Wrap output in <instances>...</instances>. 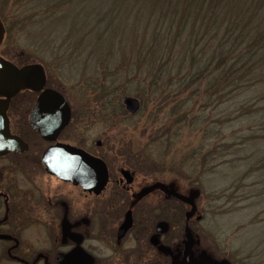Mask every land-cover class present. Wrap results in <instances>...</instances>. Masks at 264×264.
Instances as JSON below:
<instances>
[{"label":"rangeland","instance_id":"obj_1","mask_svg":"<svg viewBox=\"0 0 264 264\" xmlns=\"http://www.w3.org/2000/svg\"><path fill=\"white\" fill-rule=\"evenodd\" d=\"M24 2L0 0V9L5 14L2 18L5 36L0 53L18 63L39 61L44 65L47 84L60 89L72 107L71 122L61 137L87 146L93 152L105 153L110 161L111 174H119L120 167L130 168L135 176L136 191L143 185H162L143 197L129 194V199L125 193L111 187L104 198L96 199L78 188H58L61 186L56 178L49 176L41 163L42 194L55 203L56 194L65 193L75 213L81 215L79 220L81 217L86 222L81 230L83 235L90 231L89 222L114 221L99 217L85 220L83 217V211L105 200L109 192V206L122 207L123 210L149 203L159 207L166 204L167 199L172 206L174 222L179 225L190 223L195 237L188 255L190 261H187L183 256L185 246L182 243L186 236L183 229L178 231L174 225L178 248L174 251L175 264H264V138L234 142L243 136L248 137L255 129L263 134L264 128L259 129L261 124L249 128L254 124L252 115L251 118L246 115L233 119L223 126L225 142L219 140L218 117L223 108H232L231 101H228L217 107L209 105L198 109V113H204L213 127L211 136L189 132L182 121L172 144H156L151 139L158 134L159 127H164L172 119L171 115L165 116L167 107L157 115L153 98L145 101L138 97L139 108L129 113L122 98L124 95L136 96L131 92L133 86L125 93H108V99L101 97V93H97L90 84L95 78L93 71L97 65L94 57L89 56L92 47L78 42L80 34H83L41 33L44 31L42 26L48 21H41V10L33 9L35 4L25 5ZM255 99L253 89L239 97L247 104ZM256 103L264 106V100ZM199 104L200 101L197 106ZM97 139L102 141L101 145H96ZM214 142L216 147L212 146ZM228 144L231 146L227 147ZM44 145L41 139V152ZM161 157L166 160L160 161ZM163 186L174 192L173 198ZM42 205L41 217L45 215L48 226L54 212ZM188 211L189 215L186 214ZM179 225L182 228L183 225ZM49 237L48 232L41 228V239Z\"/></svg>","mask_w":264,"mask_h":264},{"label":"trees","instance_id":"obj_2","mask_svg":"<svg viewBox=\"0 0 264 264\" xmlns=\"http://www.w3.org/2000/svg\"><path fill=\"white\" fill-rule=\"evenodd\" d=\"M24 3L35 4L33 9L41 10V21H48L41 33L83 34L78 42L92 47L89 56L97 66L90 84L101 97L108 99V93H125L133 86L131 92L140 99L155 100L157 115L167 107L165 116L172 119L152 137L156 144H172L182 121L189 132L211 136L213 127L198 109L228 101L232 108L222 107L218 117L219 140L225 142L224 124L242 116L252 115L254 124L249 128L257 124L264 128V106L256 105L264 100V0ZM0 15L5 16L2 9ZM250 89L256 99L249 104L239 100ZM253 113L259 116L253 117ZM257 131L234 142L264 138V133ZM212 146L217 145L214 142Z\"/></svg>","mask_w":264,"mask_h":264},{"label":"flooded vegetation","instance_id":"obj_3","mask_svg":"<svg viewBox=\"0 0 264 264\" xmlns=\"http://www.w3.org/2000/svg\"><path fill=\"white\" fill-rule=\"evenodd\" d=\"M12 61L18 66L32 62ZM45 75L43 88L49 86L63 94L60 89L47 84L46 70ZM40 92L41 89L21 88L8 100H6L7 97L0 95V114H5L10 136L15 135L17 138L10 137L0 151V264H175L174 251L178 248L175 244L174 225L178 231L179 228L184 231L186 239L182 242L185 246L183 256L190 261L188 255L195 240L192 225L184 222L180 224L183 225L182 228L178 227L179 223L174 222L172 206L167 199L166 204H160L159 207L147 203L148 205H139L140 207L133 205L123 210L122 207L109 206V192L107 195L109 197L105 200L83 211V217L85 220L99 217L111 218L114 221L110 223L97 221L94 224L89 222L87 226L90 231L83 235L81 230L86 222L84 223L81 217L79 220L81 215L75 213L76 210L70 204L69 197L65 193L58 192L54 203L42 194L41 163L44 171L56 178L57 184L61 186L58 188L64 187L70 190L78 188L96 199L104 198L106 191L111 187L119 190L121 194L125 193L129 199L130 195L143 197L152 192L155 187L162 185L159 183L143 185L136 191L135 176L130 168L120 167L119 174H111L110 161L105 153H96L89 150L87 146L64 140L61 135L72 119L70 103V120L61 129L56 139L48 140L42 137L29 120ZM1 116L0 125L3 129L4 117L1 118ZM41 139L45 143L42 152ZM20 140L25 142L26 146H23ZM55 141L80 146L104 160L108 178L98 193L84 190L79 184L47 172L41 156L47 146ZM101 142L100 139L95 141L96 145H101ZM122 169H127L129 174L125 176ZM165 191L170 193L169 197L173 198L172 190L165 189ZM42 203L43 207L52 209V213L54 212L53 215L51 214L52 220L48 221V226L45 215L41 217ZM42 213L46 214L43 211ZM186 214L189 215L190 212ZM126 215L130 221L125 223V228L120 231L119 228ZM197 217L201 216L198 214ZM118 218L120 220L115 222ZM56 219L59 220L58 223L55 222ZM41 228L48 232L49 239H41Z\"/></svg>","mask_w":264,"mask_h":264},{"label":"water","instance_id":"obj_4","mask_svg":"<svg viewBox=\"0 0 264 264\" xmlns=\"http://www.w3.org/2000/svg\"><path fill=\"white\" fill-rule=\"evenodd\" d=\"M4 33V26L0 17V42ZM45 70L41 63L31 62L17 66L12 61L0 55V95L6 100L21 88L41 89L30 114V123L37 129L41 136L48 140H55L61 129L68 123L71 115L69 103L57 90L49 87L43 88L45 84ZM122 102L126 109L134 112L139 108L140 101L134 95H124ZM2 115V116H1ZM4 127L0 125V151L8 142L11 135L6 124L5 114ZM9 136L8 138H6ZM17 139V138H16ZM23 146L25 142L20 140ZM47 172L55 174L61 179L69 180L79 184L84 190L98 193L105 185L108 178V171L104 160L89 153L80 146L69 142L55 141L47 146L41 156ZM126 176L127 169H122ZM127 215L120 231L129 223ZM81 251V250H80Z\"/></svg>","mask_w":264,"mask_h":264},{"label":"bare ground","instance_id":"obj_5","mask_svg":"<svg viewBox=\"0 0 264 264\" xmlns=\"http://www.w3.org/2000/svg\"><path fill=\"white\" fill-rule=\"evenodd\" d=\"M48 87H49V86H48ZM49 88H52V87H49ZM69 120H70V119H69ZM68 122H69V121H68ZM67 124H68V123H67ZM67 124H66V125H67ZM64 127H65V126H64ZM194 206H195V204H194Z\"/></svg>","mask_w":264,"mask_h":264}]
</instances>
